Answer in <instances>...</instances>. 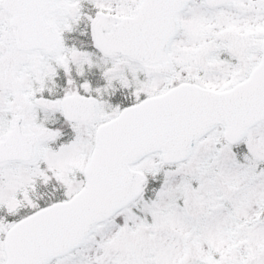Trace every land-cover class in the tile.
<instances>
[{"label":"snow or ice","instance_id":"snow-or-ice-1","mask_svg":"<svg viewBox=\"0 0 264 264\" xmlns=\"http://www.w3.org/2000/svg\"><path fill=\"white\" fill-rule=\"evenodd\" d=\"M0 264H264V0H0Z\"/></svg>","mask_w":264,"mask_h":264}]
</instances>
